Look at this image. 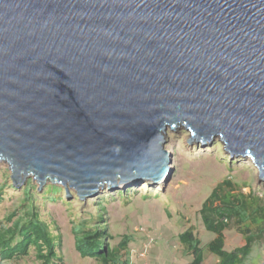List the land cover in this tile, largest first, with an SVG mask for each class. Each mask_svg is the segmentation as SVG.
<instances>
[{
    "label": "water",
    "instance_id": "obj_1",
    "mask_svg": "<svg viewBox=\"0 0 264 264\" xmlns=\"http://www.w3.org/2000/svg\"><path fill=\"white\" fill-rule=\"evenodd\" d=\"M264 180V0H0V164L14 188L158 185L168 130Z\"/></svg>",
    "mask_w": 264,
    "mask_h": 264
},
{
    "label": "rangeland",
    "instance_id": "obj_2",
    "mask_svg": "<svg viewBox=\"0 0 264 264\" xmlns=\"http://www.w3.org/2000/svg\"><path fill=\"white\" fill-rule=\"evenodd\" d=\"M165 139L171 171L169 178L158 185L138 182L114 192L101 190L96 197L81 201L74 190L67 189L70 193L67 198L63 186L47 183L40 190L39 185L31 180L35 192H40L36 204L41 218L49 223L55 237L61 235L63 238L62 248L58 250L63 258L62 264H99L92 259H82L75 252L72 226H78L83 221H90L89 224L93 226L99 222L98 226L103 230L107 228L112 236L109 241L111 247L117 248L124 235L133 237L131 246L138 253H144L145 245H149L147 257L137 259L135 256L134 264H190L192 258L184 255L179 235L192 228L201 240L205 253L204 264H218V257L206 249L216 236L205 230L199 213L214 188L230 180L235 187L221 189L225 200L251 194L252 207L264 209V180L260 172L253 162L242 155H233L231 160V153L226 151L223 140L216 137L206 145L195 141L190 145L188 141L192 139L191 133L183 128L168 130ZM12 184L9 167L0 164V193L4 196V202L0 204V222L18 206L21 198L33 192L29 184L19 189ZM57 190L60 191L57 193ZM45 193L51 196V203ZM100 201L105 209L97 207ZM258 218L255 224L248 223L251 230L264 229V217L259 215ZM261 237L245 264H264V233ZM225 240L228 252L245 245L244 236L233 221L225 232ZM56 242L60 244L59 237ZM18 264L38 263L32 253V256Z\"/></svg>",
    "mask_w": 264,
    "mask_h": 264
},
{
    "label": "trees",
    "instance_id": "obj_3",
    "mask_svg": "<svg viewBox=\"0 0 264 264\" xmlns=\"http://www.w3.org/2000/svg\"><path fill=\"white\" fill-rule=\"evenodd\" d=\"M31 183L29 180L27 185L33 187L30 189L33 192H29L25 198H21L18 206L0 222V264H18L32 256V253H34V259L38 264L63 263V258L58 252L62 248L63 238L61 235L58 236L61 240L58 245L56 242L58 237L51 233L49 223L41 218L39 207L36 204L40 192L36 193V189ZM225 187L234 189L235 185L230 180H225L223 184L216 186L199 212L205 230L216 236L206 249L218 257V264H245L255 244L262 239L261 235L264 233V229L251 230L248 223L255 224L257 219H260L259 215L264 217V209L252 207L251 194L249 196L238 195L225 200L221 193V189L223 190ZM59 191L57 190V193ZM44 195L47 196L49 202L51 197L49 193ZM3 198V193H0V204L4 202ZM101 201L97 203V207L102 206ZM217 203L219 206H216ZM231 221L237 225L239 232L244 236L245 245L228 252L225 249V232L229 229ZM89 222L83 221L78 226H72L71 235L74 240V248L80 258L92 259L99 264H118L120 262L134 264L135 256L137 259H143L139 257L140 253L131 246L134 241L133 237L124 235L117 248L111 247L109 241L112 236L107 228L103 230L98 226L99 222H97V226L90 225ZM179 241L184 248V255L192 258L190 264H204V249L201 246V240L192 228L180 234Z\"/></svg>",
    "mask_w": 264,
    "mask_h": 264
},
{
    "label": "built area",
    "instance_id": "obj_4",
    "mask_svg": "<svg viewBox=\"0 0 264 264\" xmlns=\"http://www.w3.org/2000/svg\"><path fill=\"white\" fill-rule=\"evenodd\" d=\"M144 248H145L144 253L139 254V257L141 258H145V256L147 255V250L149 249V245L146 244Z\"/></svg>",
    "mask_w": 264,
    "mask_h": 264
},
{
    "label": "bare ground",
    "instance_id": "obj_5",
    "mask_svg": "<svg viewBox=\"0 0 264 264\" xmlns=\"http://www.w3.org/2000/svg\"><path fill=\"white\" fill-rule=\"evenodd\" d=\"M250 161H251V160H250ZM169 168H170V167H169ZM170 171H171V169L169 170V173H170ZM168 176H169V175H168ZM168 176H167V178H169ZM167 178H166V179H167ZM164 181H165V180H164ZM164 181H163V182H164Z\"/></svg>",
    "mask_w": 264,
    "mask_h": 264
},
{
    "label": "clouds",
    "instance_id": "obj_6",
    "mask_svg": "<svg viewBox=\"0 0 264 264\" xmlns=\"http://www.w3.org/2000/svg\"><path fill=\"white\" fill-rule=\"evenodd\" d=\"M256 167V166H255Z\"/></svg>",
    "mask_w": 264,
    "mask_h": 264
}]
</instances>
